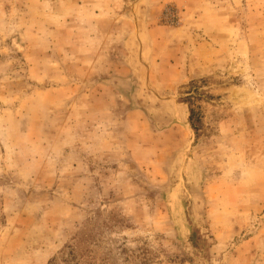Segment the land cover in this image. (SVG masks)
<instances>
[{
  "label": "rangeland",
  "instance_id": "obj_1",
  "mask_svg": "<svg viewBox=\"0 0 264 264\" xmlns=\"http://www.w3.org/2000/svg\"><path fill=\"white\" fill-rule=\"evenodd\" d=\"M0 264H264V0H0Z\"/></svg>",
  "mask_w": 264,
  "mask_h": 264
}]
</instances>
